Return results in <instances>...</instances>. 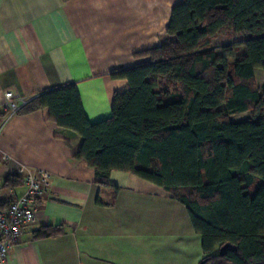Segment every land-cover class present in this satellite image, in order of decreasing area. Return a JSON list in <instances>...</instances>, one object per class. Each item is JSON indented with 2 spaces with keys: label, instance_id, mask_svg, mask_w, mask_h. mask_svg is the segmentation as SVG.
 <instances>
[{
  "label": "trees",
  "instance_id": "obj_1",
  "mask_svg": "<svg viewBox=\"0 0 264 264\" xmlns=\"http://www.w3.org/2000/svg\"><path fill=\"white\" fill-rule=\"evenodd\" d=\"M219 35L243 38L212 47ZM135 57L146 61L111 73L128 90L114 95L107 119L88 122L74 83L26 101L18 114L46 109L74 131V159L98 185L120 171L169 193L200 237L203 264H264V81L258 88L254 74L264 76V0H181L159 45ZM245 112L255 119H230Z\"/></svg>",
  "mask_w": 264,
  "mask_h": 264
},
{
  "label": "crops",
  "instance_id": "obj_2",
  "mask_svg": "<svg viewBox=\"0 0 264 264\" xmlns=\"http://www.w3.org/2000/svg\"><path fill=\"white\" fill-rule=\"evenodd\" d=\"M180 1L0 0V193L21 168L51 177L36 221L24 228L6 264H197L202 258L200 237L169 193L120 171L98 185L94 170L74 159L81 138L57 126L46 109L9 119L3 111L7 92L28 101L74 83L88 122L109 118L114 95L128 90L111 73L146 61L135 54L159 45ZM11 189L25 191L20 182ZM42 228L59 231L36 237Z\"/></svg>",
  "mask_w": 264,
  "mask_h": 264
},
{
  "label": "built area",
  "instance_id": "obj_3",
  "mask_svg": "<svg viewBox=\"0 0 264 264\" xmlns=\"http://www.w3.org/2000/svg\"><path fill=\"white\" fill-rule=\"evenodd\" d=\"M3 111L6 119L16 115L26 100L14 98L11 92L4 95ZM25 191L16 195L8 188L0 193V264H6L10 250L20 242L24 228L36 221L38 202L47 195L51 177L44 170L21 168L17 172Z\"/></svg>",
  "mask_w": 264,
  "mask_h": 264
},
{
  "label": "rangeland",
  "instance_id": "obj_4",
  "mask_svg": "<svg viewBox=\"0 0 264 264\" xmlns=\"http://www.w3.org/2000/svg\"><path fill=\"white\" fill-rule=\"evenodd\" d=\"M242 38L243 37H239V36H236V37H233V38L231 37L230 38L227 35H219L215 39L212 40L211 45H212V47H218V46H221V45H224V44L238 42L239 40H242ZM262 80H263V77H262L261 73H257V75L255 76V85L258 88H261L262 87V84H263V81ZM230 119L232 121H240V120L255 119V118L253 117V115H252L251 112H245V113H241V114L232 115V116H230ZM190 242H192V240H190ZM200 254H202L201 253V249H200ZM201 262H202V260L200 259L197 262V264H200Z\"/></svg>",
  "mask_w": 264,
  "mask_h": 264
},
{
  "label": "water",
  "instance_id": "obj_5",
  "mask_svg": "<svg viewBox=\"0 0 264 264\" xmlns=\"http://www.w3.org/2000/svg\"><path fill=\"white\" fill-rule=\"evenodd\" d=\"M200 264H203V262H201Z\"/></svg>",
  "mask_w": 264,
  "mask_h": 264
}]
</instances>
